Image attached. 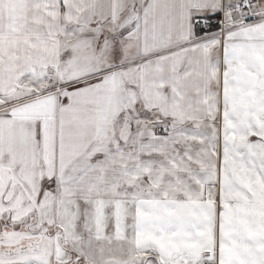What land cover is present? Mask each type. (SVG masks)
<instances>
[{
	"label": "snow or ice",
	"instance_id": "obj_1",
	"mask_svg": "<svg viewBox=\"0 0 264 264\" xmlns=\"http://www.w3.org/2000/svg\"><path fill=\"white\" fill-rule=\"evenodd\" d=\"M0 264H264V0H0Z\"/></svg>",
	"mask_w": 264,
	"mask_h": 264
}]
</instances>
